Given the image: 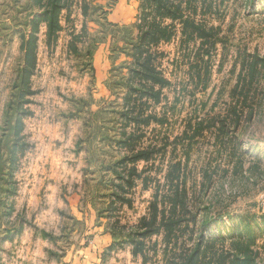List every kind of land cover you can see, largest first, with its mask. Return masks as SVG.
<instances>
[{
	"label": "rangeland",
	"instance_id": "374dc122",
	"mask_svg": "<svg viewBox=\"0 0 264 264\" xmlns=\"http://www.w3.org/2000/svg\"><path fill=\"white\" fill-rule=\"evenodd\" d=\"M52 2L0 0V264H264V0Z\"/></svg>",
	"mask_w": 264,
	"mask_h": 264
},
{
	"label": "crops",
	"instance_id": "0c3cea01",
	"mask_svg": "<svg viewBox=\"0 0 264 264\" xmlns=\"http://www.w3.org/2000/svg\"><path fill=\"white\" fill-rule=\"evenodd\" d=\"M94 3L96 6H99L98 12L103 10V16L105 20L110 24H128L131 21H134V12L135 10L131 7L133 0H117L116 5L111 8L108 7V0H87ZM136 2V1H135ZM65 7V6H64ZM64 7H61L58 13V23L59 29L57 32H60L62 29L61 22V13ZM133 9V10H132ZM82 17L84 18L86 15L81 11ZM87 14V12H86ZM97 14V13H96ZM102 15V14H100ZM82 18L81 27H83L84 19ZM46 24V28L48 29L46 21H42ZM105 22V21H104ZM90 22H86L88 25ZM93 25L98 24L97 20H93ZM79 203L71 205L70 210L73 211L74 215L77 219H85V222L92 223L95 219L94 212L89 210H82L81 207L78 206ZM93 225L90 224L87 226L86 232H84L77 241V243H72L71 241L66 243L65 252L62 256V263L64 264H98L100 260V256L102 251L108 246L110 241V236L104 233L102 230L93 229ZM90 233V234H89ZM89 234V235H88Z\"/></svg>",
	"mask_w": 264,
	"mask_h": 264
},
{
	"label": "trees",
	"instance_id": "16d2710c",
	"mask_svg": "<svg viewBox=\"0 0 264 264\" xmlns=\"http://www.w3.org/2000/svg\"><path fill=\"white\" fill-rule=\"evenodd\" d=\"M61 7H63V5L60 3V0H53L52 6H50L49 9L45 10V12L40 17L42 21L44 20L48 24L47 25L48 32L55 33V31L59 29V23L57 17ZM211 217H212L211 215L210 216L207 215L206 219H210ZM208 221L209 220H207V222Z\"/></svg>",
	"mask_w": 264,
	"mask_h": 264
}]
</instances>
